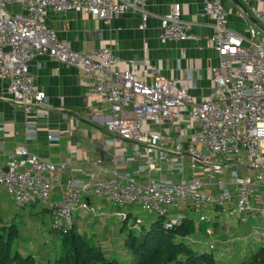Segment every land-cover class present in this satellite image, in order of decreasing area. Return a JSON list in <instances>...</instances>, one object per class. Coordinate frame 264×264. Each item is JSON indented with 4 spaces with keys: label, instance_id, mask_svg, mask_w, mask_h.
<instances>
[{
    "label": "built area",
    "instance_id": "1",
    "mask_svg": "<svg viewBox=\"0 0 264 264\" xmlns=\"http://www.w3.org/2000/svg\"><path fill=\"white\" fill-rule=\"evenodd\" d=\"M149 0H0V79L6 84L10 101L26 113L39 118L48 116L46 93L37 89L30 72V62L48 55L82 71L88 91L99 95L111 112L106 129L114 143L132 141L145 146L149 166L148 183L133 176L97 179L79 188L73 169L61 182L59 173L69 165L55 164L33 154L26 145L8 155L7 171L0 168V195L6 193L20 210L38 203L51 213V227L66 232L74 225L73 213L84 209L92 214L86 193L104 199L118 211L121 220L129 216L128 208L138 205L151 216L163 217L166 229L180 225L184 219L172 209H191L198 213L197 228L217 217L239 224L253 221L252 236L264 240V11L252 8L260 22L247 34L227 25L228 11L223 0H203V10L213 20L211 46L219 62L211 69L214 87L210 96L195 101L186 86L173 79L158 77L146 83L131 70H120L119 57L107 47L77 51L68 41H61L46 25V9L57 12L74 10L96 19H112L125 13L141 16V30L146 29ZM19 4L25 14H11L7 7ZM193 23L183 19L181 4H175L161 17L162 42L194 39ZM100 75V79L97 76ZM186 118L191 140L174 141L169 153L189 158L191 179L188 182L157 181L151 170L160 163L175 170L169 153L152 156L161 135L152 125L175 124ZM50 140L58 139L49 136ZM241 171L245 175H241ZM253 172V176L250 174ZM207 176V180L204 179ZM58 188L59 198H56ZM211 189V192L208 190ZM231 223V222H229ZM141 219L133 228L140 229ZM210 237L211 227L206 230ZM186 242L206 251L217 249L218 241L189 236ZM241 240L228 237L223 245Z\"/></svg>",
    "mask_w": 264,
    "mask_h": 264
},
{
    "label": "crops",
    "instance_id": "2",
    "mask_svg": "<svg viewBox=\"0 0 264 264\" xmlns=\"http://www.w3.org/2000/svg\"><path fill=\"white\" fill-rule=\"evenodd\" d=\"M223 3L228 11L227 25L233 31L247 34L250 27L260 25L252 8L264 11V0H223ZM175 4L182 5L183 19L193 23L191 32L195 38L162 42L161 17L169 13ZM146 8L149 17L145 30L140 29L142 19L138 13H125L110 20H101L82 11L57 12L52 8L46 9V25L56 32L61 41L70 42L77 51L110 48L119 57L118 69L131 70L148 84L158 77L173 79L178 86L188 87L195 101L207 99L214 87L211 69L219 62V56L209 42V37L213 34V20L204 13L203 0H149ZM7 10L11 14H25L19 4L10 5ZM30 72L37 89L46 93L48 116L39 118L36 113L28 114L22 107L13 104L6 84L0 79V168H6L8 155L16 147L26 145L33 154L55 164L69 165L59 173L62 183L69 178L71 166L80 189L89 184L91 174L97 179L111 180L115 177L114 171L121 176H133L143 184L148 183L150 169L144 156L145 146L132 141L113 142L112 135L106 129L111 112L99 95L88 91L80 69L48 55H40L30 62ZM100 78L98 75L97 79ZM151 129L162 136L158 147L152 153L155 158L165 152L169 153L174 141L180 138L184 141L191 140L192 133L186 118L175 124L169 123L160 127L152 125ZM50 135L58 139L50 140ZM169 154L174 159L175 170L171 172L169 165L161 162L160 170H151V176L157 181L165 180L168 183L188 182L192 176L191 160L181 159L174 153ZM204 179L207 180V176ZM208 190L211 191L210 188ZM4 194L6 193L0 195V207L7 211L6 203L1 200ZM89 194L86 193L85 198L89 199L92 206L100 207V211L92 214L79 209L76 211L78 220H74V223L82 233L99 240L105 252L106 248L113 245L115 250L106 253L115 257L119 248L116 242L122 224L121 219L114 215L118 210L104 199ZM55 197L59 198L58 191ZM40 208L37 211L40 212V220L48 228L51 227V212L41 213L44 208ZM131 208L127 209L132 215L129 225L138 218L142 220V225L157 218L135 217ZM171 213L192 218L195 223L198 219V213L191 209L175 208ZM223 220L224 229L228 228L227 231L223 229L218 232L219 226L214 219L211 222L216 227L213 228V235L208 238L201 225L194 235L196 238L217 240L216 255L221 260L229 259L230 255L226 252L228 249L225 248L234 244L223 245V240L217 238L220 234L227 233L225 239L230 236L241 237L237 241L240 246L239 257L247 243L251 246H247L244 251L248 250L250 253L264 244V240L252 236V231L245 234L244 228L234 219ZM230 232L232 234H228ZM247 239L250 241L247 242ZM237 243L235 242L236 245Z\"/></svg>",
    "mask_w": 264,
    "mask_h": 264
},
{
    "label": "trees",
    "instance_id": "3",
    "mask_svg": "<svg viewBox=\"0 0 264 264\" xmlns=\"http://www.w3.org/2000/svg\"><path fill=\"white\" fill-rule=\"evenodd\" d=\"M34 206L35 204H31ZM41 213L49 210L44 208ZM36 215L40 212H36ZM18 213L4 211L0 207V264H122L118 257H110L99 240L82 233L74 223L66 232L49 227L47 234L51 243L39 245L40 259L29 245L20 239L23 236V224L17 221ZM132 215L122 221L120 233L129 226L124 238L125 247H129L132 264H227L217 255L216 250L206 251L189 245L186 238L197 233V225L192 218L184 219L180 225L166 229L163 217L134 229ZM208 223L201 224L206 232ZM38 251V250H37ZM41 260V261H40ZM229 264H264V244L237 263Z\"/></svg>",
    "mask_w": 264,
    "mask_h": 264
},
{
    "label": "rangeland",
    "instance_id": "4",
    "mask_svg": "<svg viewBox=\"0 0 264 264\" xmlns=\"http://www.w3.org/2000/svg\"><path fill=\"white\" fill-rule=\"evenodd\" d=\"M250 174L253 176V172H251ZM241 175L244 176L245 173L243 171H241ZM1 200H3L6 203L5 209L8 212L18 213L17 221L22 222V224L24 225L23 226V236H21L20 240L23 243H26V241H27L26 245L30 246V249L33 251V253L36 255V258L39 260L41 258L40 257L41 255L39 253L41 250L39 249L38 246L39 245L41 246V245L45 244L46 242L47 243L52 242L49 235L47 234L48 226L44 225V222H42L40 220L41 217L35 214L37 211H39L41 209L40 208L41 206L38 204H35V207L29 205L26 209L20 210L16 207L15 203L13 201H11V198L7 194H4L1 198ZM131 210L133 211L135 217L140 216L143 219H146V218H149L151 216L148 213H146L145 211H143L142 208L138 205L132 206ZM73 217H74L75 221L78 220V215L76 212L73 213ZM215 220H216L215 222L217 223V226H219L218 232H221L224 229L223 217H221V216L217 217V218H215ZM121 221H124V220H121ZM40 225L42 226L41 228H40ZM209 225H211L213 232H215L214 229L216 227L214 226V224L209 223ZM253 225H254V222L249 221L246 224H241V227L244 228L245 234H249L250 231H253ZM227 230H228V228H225L223 231H227ZM128 232H129V226H127L125 228L124 232H122L118 235V239L116 242V244H117V246H119V248L117 249L118 253L115 254V257L120 258L122 261V264H132L131 250L129 247H125V244H124V238L127 236ZM228 234H232V232H230ZM113 237H114V234H113ZM207 237L209 238L208 235H207ZM226 237H227V233L225 235L220 234L219 236H217V238L220 240H224ZM237 241H239V240H237ZM237 241H236V243H237ZM249 241L250 240L247 239V242H249ZM233 244H234L233 246L231 245L233 248H231V246H226V248H225V249H228L226 252L228 253V255H230V257L227 260L222 259V261H224L227 264L237 263L242 259L241 257H243V256L247 257L250 253V251H248V250H247V252L244 251L247 248V246H251L249 243H247L245 245L246 247L244 246L245 248L240 251L241 255L239 257V255H238V249L240 247L239 243H237V245H236L234 242ZM113 249L115 250V247L113 245H111L110 247L106 248V252L112 253ZM110 257H113V256H110ZM40 264H45V263L40 262Z\"/></svg>",
    "mask_w": 264,
    "mask_h": 264
},
{
    "label": "water",
    "instance_id": "5",
    "mask_svg": "<svg viewBox=\"0 0 264 264\" xmlns=\"http://www.w3.org/2000/svg\"><path fill=\"white\" fill-rule=\"evenodd\" d=\"M4 171H7V168H5Z\"/></svg>",
    "mask_w": 264,
    "mask_h": 264
}]
</instances>
